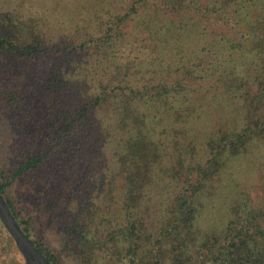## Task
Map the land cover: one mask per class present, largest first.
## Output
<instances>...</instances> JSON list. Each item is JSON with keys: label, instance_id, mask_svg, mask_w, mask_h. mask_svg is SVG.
I'll use <instances>...</instances> for the list:
<instances>
[{"label": "trees", "instance_id": "16d2710c", "mask_svg": "<svg viewBox=\"0 0 264 264\" xmlns=\"http://www.w3.org/2000/svg\"><path fill=\"white\" fill-rule=\"evenodd\" d=\"M0 54L45 76L33 133L27 79L0 75V123L21 129L0 192L52 264H264V198L233 191L221 226L201 228L224 175L264 176V0H15ZM98 150L122 179L116 210L90 194L58 245L34 236L12 188Z\"/></svg>", "mask_w": 264, "mask_h": 264}, {"label": "rangeland", "instance_id": "374dc122", "mask_svg": "<svg viewBox=\"0 0 264 264\" xmlns=\"http://www.w3.org/2000/svg\"><path fill=\"white\" fill-rule=\"evenodd\" d=\"M32 2H36V0H29V3ZM14 3L15 0H0V12L8 10ZM64 30L65 32H59V35L66 39L69 28H64ZM61 55L59 54L58 57H61ZM66 56L69 59L72 57L71 55ZM41 67L42 65L36 62L28 66V68L27 66L20 67L0 54V75L11 77L16 74L22 75L25 80L27 79L26 87H29L27 105H29L28 111L32 116V119L30 118L28 121L33 133L39 126L36 124L37 121L44 120L41 93L45 92H42L44 87H40L39 81L43 82L42 79L45 76H43ZM42 103L45 105L44 102ZM16 122V120L11 122L5 120L0 123V165L9 163L7 160L8 147L12 146L13 142L21 136V129L15 126ZM38 129L41 130V128ZM42 131L37 135V143L40 148L45 149L46 145L48 146L49 132L44 129ZM249 168L239 171L234 170V173L229 178L224 175L226 179H229L226 184L230 185V188L227 191H222L224 193L217 197L215 204L202 217L201 228L203 230L221 226L227 213L224 205L225 200L233 196V191L235 193L242 191L248 193L253 204L264 198V176H262L261 172H258V169L261 168L257 167L252 172H250L251 169ZM53 173L56 174L54 178H52ZM117 173L118 171L112 163V155L105 150H98L95 155L83 158H81V155L73 156L69 161L61 163L60 168L55 167L53 169L50 167L31 180L19 182L12 188L13 197L17 202V207L24 211L27 218L30 216L34 217L33 235L44 239L50 245L56 246L59 244L63 233L66 232L65 228L74 223V219L78 215L84 214H80V212L86 208L84 202L88 200L90 194L91 199L97 201L109 193L108 202L111 204L110 207L112 210H116V202L120 199L119 186L122 183L121 176ZM112 179L114 180L110 183ZM86 204L89 205L88 213L95 209L92 202L87 201ZM81 217L84 218L83 216ZM101 232L99 231L97 234H101ZM3 250L4 247L0 236V256L2 261L8 264L21 263L20 256L16 254V251H14V254ZM102 264H105V262Z\"/></svg>", "mask_w": 264, "mask_h": 264}, {"label": "water", "instance_id": "95a60500", "mask_svg": "<svg viewBox=\"0 0 264 264\" xmlns=\"http://www.w3.org/2000/svg\"><path fill=\"white\" fill-rule=\"evenodd\" d=\"M0 225L7 241L10 236L22 256L21 264H52L36 242L29 237L13 215L5 197L0 192Z\"/></svg>", "mask_w": 264, "mask_h": 264}]
</instances>
